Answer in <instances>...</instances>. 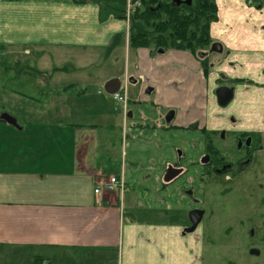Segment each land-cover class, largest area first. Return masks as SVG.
<instances>
[{
  "label": "crops",
  "instance_id": "0c3cea01",
  "mask_svg": "<svg viewBox=\"0 0 264 264\" xmlns=\"http://www.w3.org/2000/svg\"><path fill=\"white\" fill-rule=\"evenodd\" d=\"M131 27L138 31L109 2L0 0V45L12 56L35 50L42 59L49 46L77 45L109 58L124 48L127 58ZM254 46L240 43V53L230 57L250 78L264 67V49ZM175 50L133 47V72L126 68L123 86L132 83L137 102L155 109L137 120L128 91L127 116L110 93L86 87L69 107L65 99L49 102L47 73L39 98L12 107L23 117L21 129L0 119V264H205L202 231L184 233L183 213L192 207L186 184L164 180L180 152L181 165L200 176L208 116L203 68L191 52ZM78 71L94 77L83 83L118 78ZM57 75L68 74L50 77ZM171 110L172 120L163 122ZM260 124L254 130L264 136V118ZM113 175L125 190L96 195Z\"/></svg>",
  "mask_w": 264,
  "mask_h": 264
},
{
  "label": "rangeland",
  "instance_id": "374dc122",
  "mask_svg": "<svg viewBox=\"0 0 264 264\" xmlns=\"http://www.w3.org/2000/svg\"><path fill=\"white\" fill-rule=\"evenodd\" d=\"M97 1L112 3L120 12L127 11L128 0ZM214 1L218 11L217 18L210 22V36L212 43L216 41L223 50L211 49L213 44L210 43L205 47V51L209 52L207 61L212 64L206 79L208 116L205 136H210L214 146L227 158H231L232 155H236L238 134L256 132L254 127L261 125L260 122L264 118V67L250 78L244 75L246 73L242 70L243 67L238 66V60L230 59L239 52L237 50L241 48L240 43L244 45L254 43V47L260 46L264 49V0ZM141 23L140 20H132V25H135L137 30L140 29ZM214 26L215 32L219 35L216 40L211 32V27ZM148 29L146 28L147 32L152 33V30ZM7 50L8 47L0 45V115L3 112L15 113L20 126L25 125L23 117L12 107L15 104L22 106L21 104L29 101L31 97L39 98L40 92L45 89L46 73L48 101L61 103L65 99L69 107L72 102L79 101L76 91L81 87L95 93L100 90L104 95H109L104 88L107 81L100 79L83 83L84 80H93L94 77H78V70L95 72L101 78L110 72L117 73L124 84L126 68L129 67L133 72L135 63L133 47L130 49L129 45L128 61L124 55V48L119 49L110 58L96 48L77 45L59 48L49 46L46 49L47 56L42 59H39L35 50L31 55L17 52L15 56L8 55ZM179 51L190 53L185 50ZM243 56L249 57L247 54ZM193 60L200 62L199 50L193 55ZM54 71H62L68 75L50 77ZM85 73L87 75L86 71ZM220 86L234 89L233 99L225 106L219 103L216 95ZM127 91L131 98L129 105L130 110H134V119H139L147 111L155 110L150 102L147 104L137 102L132 83H129ZM168 113L166 111L163 114V122ZM214 129L220 132L214 134L212 133ZM17 133H20L21 142L17 141L16 145L22 151L24 135L21 134L22 131ZM181 180L184 183L185 178L182 177ZM203 188L206 193L204 195L206 215L198 229L202 228L203 231L204 263L264 264V149L255 153L253 162L241 174L229 173L222 177L213 175L211 179L206 180ZM183 215L187 224L189 220L187 210Z\"/></svg>",
  "mask_w": 264,
  "mask_h": 264
},
{
  "label": "trees",
  "instance_id": "16d2710c",
  "mask_svg": "<svg viewBox=\"0 0 264 264\" xmlns=\"http://www.w3.org/2000/svg\"><path fill=\"white\" fill-rule=\"evenodd\" d=\"M132 1H140V6L134 8L132 20H140L142 28L136 31L131 27V47L173 48L196 55L211 42L210 22L217 18L218 11L214 0H193L191 5L180 6L174 5L172 0Z\"/></svg>",
  "mask_w": 264,
  "mask_h": 264
},
{
  "label": "flooded vegetation",
  "instance_id": "af4514ba",
  "mask_svg": "<svg viewBox=\"0 0 264 264\" xmlns=\"http://www.w3.org/2000/svg\"><path fill=\"white\" fill-rule=\"evenodd\" d=\"M186 1V0H183ZM193 0L190 4L183 2V4L191 5ZM173 3V0H172ZM140 6V5H139ZM210 44H213L211 49L222 51L223 48L220 44L213 42H210ZM205 47L199 50L200 54V65L203 68L204 76L207 78L209 74V68L212 66V64L208 63L207 56L209 54L208 51H205ZM193 54V53H192ZM195 55V54H193ZM205 68L208 70L206 71ZM222 87V86H220ZM217 95V93H216ZM218 98V97H217ZM173 110L169 111V114L172 113ZM167 115V116H168ZM197 127V125H191V128L194 129ZM207 127L204 126L202 128L203 134H204V144L205 149L204 152L200 155L198 163L201 169V174L197 178L194 174L190 175V168H184L181 163L184 160V155L180 152L179 156L177 158V161L171 165L168 166L165 176L170 177L174 175V177L168 181L164 180L166 182H173L177 179H181L182 177L185 178V181L183 184H186L185 187H183L182 191L185 196H187L190 201L192 207L187 210L188 213V221L185 226V228H189L192 226V221L189 216V212L192 210H202L203 211V217L201 222L197 225L194 232L201 230L198 229L199 226H202L203 220L205 219L206 210H205V197L204 195V185L206 180L211 179V177L214 175L216 176H226L229 173L233 174H241L244 172L253 162L254 155L257 151H262L264 149V136L259 132H243L241 134H238L236 137V155H232V157L227 158L224 154L221 153L220 149L215 147L213 144V140L210 136H205V133L207 132ZM212 133H219L220 130L214 129L212 130ZM225 136V133L222 134V137ZM180 170V172H178ZM228 177V176H227ZM196 183H200V187L196 188ZM203 190V192H200ZM196 218V216H194ZM185 220V219H184ZM184 228V230H185ZM192 232V233H194ZM203 233V231H202ZM252 235L254 234V230L251 231Z\"/></svg>",
  "mask_w": 264,
  "mask_h": 264
},
{
  "label": "water",
  "instance_id": "95a60500",
  "mask_svg": "<svg viewBox=\"0 0 264 264\" xmlns=\"http://www.w3.org/2000/svg\"><path fill=\"white\" fill-rule=\"evenodd\" d=\"M191 1L192 0H186V1L173 0V4L176 5V6H180L181 3H183V2H186V3L190 4ZM121 83L122 82H121V80L119 78H112V79L108 80L105 83L104 88H105L106 92H108L110 94H113V93L119 91V89L121 87ZM152 89L153 88H151V87L148 88L147 93H150L152 91ZM216 93H217V97H218L219 103L221 105L225 106V105L229 104L230 101L233 99L234 89L230 88V87H227V86H222V87H219L217 89ZM172 113H173V111H172ZM172 118H173V114H169L166 117V121L170 122L172 120ZM0 119H3L8 124L21 129V127L18 125L17 118L15 116H13L12 114L8 113V112H3L0 115ZM178 172H180V170ZM173 177H174V175H172L170 177H167V175H166L165 176V180L168 181V180L172 179ZM189 216H190V219L192 221V226L189 227V228H185L184 233H192V232L195 231L197 225L202 220L203 211L202 210H192V211L189 212ZM194 216H196V218Z\"/></svg>",
  "mask_w": 264,
  "mask_h": 264
},
{
  "label": "built area",
  "instance_id": "2783aa9c",
  "mask_svg": "<svg viewBox=\"0 0 264 264\" xmlns=\"http://www.w3.org/2000/svg\"><path fill=\"white\" fill-rule=\"evenodd\" d=\"M131 6H132V4L129 1L128 2V8L130 9ZM113 96L117 101L123 103L124 109L126 112V109H127L126 92H116L113 94ZM117 188L120 189L121 191L125 190V183H124L122 178H119V177L113 175V176L109 177L108 181L105 184H103L102 186L95 189V194L100 195L102 193L103 189L114 190Z\"/></svg>",
  "mask_w": 264,
  "mask_h": 264
}]
</instances>
